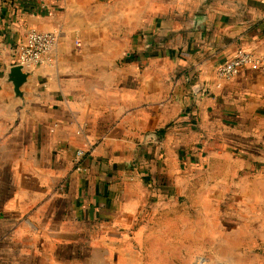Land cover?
Returning a JSON list of instances; mask_svg holds the SVG:
<instances>
[{
    "label": "crops",
    "instance_id": "obj_1",
    "mask_svg": "<svg viewBox=\"0 0 264 264\" xmlns=\"http://www.w3.org/2000/svg\"><path fill=\"white\" fill-rule=\"evenodd\" d=\"M32 29L58 41L17 86ZM239 50L264 58V0H0V264H174L138 235L181 170L264 198V69L218 74Z\"/></svg>",
    "mask_w": 264,
    "mask_h": 264
},
{
    "label": "rangeland",
    "instance_id": "obj_2",
    "mask_svg": "<svg viewBox=\"0 0 264 264\" xmlns=\"http://www.w3.org/2000/svg\"><path fill=\"white\" fill-rule=\"evenodd\" d=\"M213 164L214 161L208 163ZM188 175L191 182L187 184H193L192 190L182 186L181 181L180 187L167 189L168 197L146 213L138 242L161 245L165 249L163 258L174 264L176 261L182 264L190 256V247L191 264L199 255L205 256L208 264H229L234 259L250 263L252 255L246 258L247 252L239 251L238 247L255 249V264H264V245L259 240L264 237V198L256 196L254 202H249L251 197L240 195L238 202L232 201L229 182L216 187V178L229 179V172L218 177L214 166L208 172L204 169L179 172L180 179ZM199 181L202 184L198 187Z\"/></svg>",
    "mask_w": 264,
    "mask_h": 264
},
{
    "label": "built area",
    "instance_id": "obj_3",
    "mask_svg": "<svg viewBox=\"0 0 264 264\" xmlns=\"http://www.w3.org/2000/svg\"><path fill=\"white\" fill-rule=\"evenodd\" d=\"M57 41L56 32L29 30L25 41L15 51V54L12 57L4 56L3 62L10 67L21 65L23 68H29L41 65L51 60L50 53ZM245 68L264 69V59L251 51L241 50L235 57L223 62L218 67V74L221 78L233 79ZM79 154L81 155L83 152Z\"/></svg>",
    "mask_w": 264,
    "mask_h": 264
},
{
    "label": "water",
    "instance_id": "obj_4",
    "mask_svg": "<svg viewBox=\"0 0 264 264\" xmlns=\"http://www.w3.org/2000/svg\"><path fill=\"white\" fill-rule=\"evenodd\" d=\"M11 73L15 77V83L17 86L26 78L21 65L13 66L11 68Z\"/></svg>",
    "mask_w": 264,
    "mask_h": 264
}]
</instances>
